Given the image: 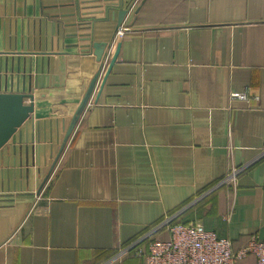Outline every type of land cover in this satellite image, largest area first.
Segmentation results:
<instances>
[{
    "label": "crops",
    "instance_id": "1",
    "mask_svg": "<svg viewBox=\"0 0 264 264\" xmlns=\"http://www.w3.org/2000/svg\"><path fill=\"white\" fill-rule=\"evenodd\" d=\"M115 1L0 0V92L33 95L28 143L0 150V264H99L186 205L233 251L264 240V0H142L119 38ZM92 43L118 57L40 189ZM247 87L257 100L230 99Z\"/></svg>",
    "mask_w": 264,
    "mask_h": 264
},
{
    "label": "built area",
    "instance_id": "2",
    "mask_svg": "<svg viewBox=\"0 0 264 264\" xmlns=\"http://www.w3.org/2000/svg\"><path fill=\"white\" fill-rule=\"evenodd\" d=\"M142 0H116L115 4L106 6V15L112 11L123 9L126 15L122 24L116 29L115 38L122 37L128 32L123 27V23L135 15L137 8ZM78 4L77 13L80 15L81 8ZM110 57V46L106 50L103 59V67L107 65ZM231 100L250 102L257 100L250 94L247 87L240 93L230 95ZM243 168H230L226 176L217 185H231L236 181L237 176ZM181 212L173 216H167L163 222L140 237L131 245L122 248L117 254L104 264H110L115 260L127 257L131 250H134L141 242L151 238L156 232L165 228L168 233L166 240H154L147 246L145 252L138 249L136 255L140 256L143 264H241L242 262H252L251 264H264V240L256 236L251 237L247 243L233 251L231 242L226 238H219L213 232L206 231L200 222L193 225H174L170 226L172 220ZM228 218H224L227 221Z\"/></svg>",
    "mask_w": 264,
    "mask_h": 264
},
{
    "label": "water",
    "instance_id": "3",
    "mask_svg": "<svg viewBox=\"0 0 264 264\" xmlns=\"http://www.w3.org/2000/svg\"><path fill=\"white\" fill-rule=\"evenodd\" d=\"M139 10V9H138ZM136 10V13L138 12ZM114 15V13H112ZM126 15V11L120 9L117 11V21H116V29L122 24V21ZM114 18V16H113ZM90 47V46H88ZM91 48L93 49V55L97 62L100 63V68L96 72V74L91 79L89 86L81 99L78 107L76 108L62 138L60 143L59 150L57 155L55 156L53 163L50 167L48 175L45 177L40 189L48 180L50 174L54 170L63 150L66 147V144L74 132L81 115L83 114L85 108L87 107L92 94L94 93L98 82L100 80V76L103 69V59L105 56V52L109 49V45L106 43H92ZM120 50V43H118L115 47L114 53L111 56L110 61L108 62L105 70L103 71V75L99 84V92L102 89L104 81L108 76L109 72L113 64L115 63L118 53ZM36 64V63H35ZM18 81V80H17ZM6 83V82H5ZM28 101L29 104H24L25 101ZM33 113V95L31 94V89L28 87L25 91L24 83L22 81L21 91L19 92L18 87L14 93L12 92H0V150L6 146L10 141L15 142L17 136V142L19 144L28 143V120L30 119L31 114ZM33 130V134L30 136V143H34V130L37 135L36 140H39V127L36 125L35 128L31 127V131ZM27 152V149H25Z\"/></svg>",
    "mask_w": 264,
    "mask_h": 264
},
{
    "label": "trees",
    "instance_id": "4",
    "mask_svg": "<svg viewBox=\"0 0 264 264\" xmlns=\"http://www.w3.org/2000/svg\"><path fill=\"white\" fill-rule=\"evenodd\" d=\"M222 180V179H221ZM219 182H217V184H218ZM216 184V185H217ZM200 195V194H199ZM187 206V205H186ZM186 206H184V207H186ZM183 207V208H184ZM183 208H180L178 211H176V212H173L172 214H170V215H168V216H173V215H175V214H177L179 211H181ZM184 213H186V212H183L182 214H180L178 217H176L175 219H173L172 220V222L170 223V226H174V225H187V226H190V225H193L194 223H196L195 221H189V222H183V220H182V217L184 216L183 214ZM164 220V219H163ZM163 220L159 223V224H161L162 222H163ZM158 224V225H159ZM157 225V226H158ZM156 227V226H155ZM154 227V228H155ZM152 230V229H151ZM150 230H148L147 232H149ZM147 232H145L144 234H142V236L143 235H145ZM164 234L165 235V237L164 238H162V239H158V238H156L157 237V234ZM142 236H140V237H142ZM139 237V238H140ZM139 238H137V239H135L133 242H131L130 244H128L127 246H129V245H131L132 243H134L135 241H137ZM168 238V233H167V231H166V229L165 228H162L161 230H159L158 232H156V234H154L151 238H149V239H147V240H145V241H143V242H141L134 250H131L130 252H129V254H128V256H127V258H131V259H136V260H141V258H140V256H138V255H136V252H137V250L138 249H143V252H145L146 251V249H147V246H148V244L150 243V242H152V241H154V240H166ZM127 246H125V247H127ZM124 247V248H125ZM115 255V252H113V253H111V254H109L106 258H104V260L101 262V263H99V264H104V262H106V261H108L110 258H111V256H114ZM252 262L250 261V262H242L241 264H251ZM142 264H143V260H142Z\"/></svg>",
    "mask_w": 264,
    "mask_h": 264
},
{
    "label": "rangeland",
    "instance_id": "5",
    "mask_svg": "<svg viewBox=\"0 0 264 264\" xmlns=\"http://www.w3.org/2000/svg\"><path fill=\"white\" fill-rule=\"evenodd\" d=\"M59 150V149H58ZM57 155V153L55 154V156Z\"/></svg>",
    "mask_w": 264,
    "mask_h": 264
}]
</instances>
